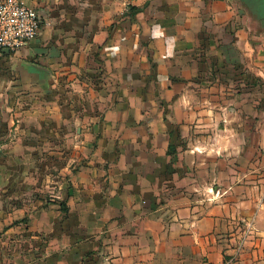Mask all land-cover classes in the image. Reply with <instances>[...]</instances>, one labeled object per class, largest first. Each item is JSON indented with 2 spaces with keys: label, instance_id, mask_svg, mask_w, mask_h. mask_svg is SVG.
<instances>
[{
  "label": "crops",
  "instance_id": "crops-1",
  "mask_svg": "<svg viewBox=\"0 0 264 264\" xmlns=\"http://www.w3.org/2000/svg\"><path fill=\"white\" fill-rule=\"evenodd\" d=\"M24 1L44 22L0 62V264L58 250L26 193L58 181L49 264H264V0Z\"/></svg>",
  "mask_w": 264,
  "mask_h": 264
},
{
  "label": "rangeland",
  "instance_id": "rangeland-1",
  "mask_svg": "<svg viewBox=\"0 0 264 264\" xmlns=\"http://www.w3.org/2000/svg\"><path fill=\"white\" fill-rule=\"evenodd\" d=\"M263 149V153H264V146H262ZM67 171L65 172H58V177L59 180L65 176ZM43 179V177H42ZM43 182V181H42ZM58 186L54 187V186H42L41 188H27L26 189V193L27 194H32V192L34 190H38L37 192H40L41 194H43V199L44 202L41 204L43 205V207L50 208L49 210V215L47 216V214L42 217V221L43 224L48 223L49 217L52 216L53 221L56 223V228L58 231V237L57 240H52V244H57L58 243V250L57 251H53V254L50 253L47 250H43L42 249V254H43V260L45 261V264H49V263H53L54 260L57 261H67L69 260V240L68 238H66L65 233L68 230V221H66L67 219H69V206H67V202L65 200H63L64 198V185H62L61 181H58ZM62 185V186H61ZM4 205L3 203H0V207L2 208ZM52 205V206H50ZM29 204H27V208H28ZM0 208V209H1ZM45 217V218H44ZM14 222L15 220H0V230L2 229V227L5 226V222ZM24 223L27 224L26 226V238H25V242L26 243H33L34 241L37 242L39 241L41 245H44L46 243H50V232L48 231L47 228H43L41 232H37L33 229H29L30 226L33 225L32 221L30 218H24ZM49 224H46V226L48 227ZM56 230V229H55ZM2 231H0V259L5 258L7 255L10 256V254H15L16 250L14 248L11 247V242L6 241L7 238H4L1 236ZM33 235H36L35 237ZM30 252H28V256L29 258H33V253L30 254ZM237 254V253H235Z\"/></svg>",
  "mask_w": 264,
  "mask_h": 264
},
{
  "label": "built area",
  "instance_id": "built-area-1",
  "mask_svg": "<svg viewBox=\"0 0 264 264\" xmlns=\"http://www.w3.org/2000/svg\"><path fill=\"white\" fill-rule=\"evenodd\" d=\"M43 22L41 12L24 0H0V62L5 53L29 45L39 34ZM242 244L241 239L236 253Z\"/></svg>",
  "mask_w": 264,
  "mask_h": 264
}]
</instances>
